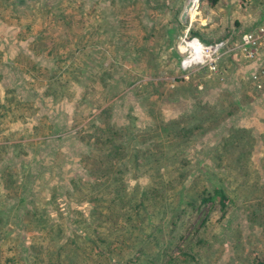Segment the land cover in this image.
<instances>
[{"label":"rangeland","instance_id":"obj_1","mask_svg":"<svg viewBox=\"0 0 264 264\" xmlns=\"http://www.w3.org/2000/svg\"><path fill=\"white\" fill-rule=\"evenodd\" d=\"M263 16L264 0H0V264L264 263V91L239 53L212 72L180 50Z\"/></svg>","mask_w":264,"mask_h":264},{"label":"built area","instance_id":"obj_2","mask_svg":"<svg viewBox=\"0 0 264 264\" xmlns=\"http://www.w3.org/2000/svg\"><path fill=\"white\" fill-rule=\"evenodd\" d=\"M182 46L186 45L183 66L190 68L195 65L206 64L212 72L217 71V61L229 53H239L245 61H254L264 56V16L255 25L244 31L239 41L230 45L223 40L211 44H204L198 38L182 39ZM250 82L261 88L264 81V68L253 71L249 75Z\"/></svg>","mask_w":264,"mask_h":264},{"label":"trees","instance_id":"obj_3","mask_svg":"<svg viewBox=\"0 0 264 264\" xmlns=\"http://www.w3.org/2000/svg\"><path fill=\"white\" fill-rule=\"evenodd\" d=\"M212 1V0H211ZM192 35H196L197 33L195 32V31H192V33H191ZM198 35V34H197ZM202 41L203 42H206V40H204V38L202 39ZM207 42H209V40H207ZM258 69H260V68H258ZM258 69H256V70H258ZM252 84V83H251ZM253 85V84H252ZM255 90H257V91H262V90H264V81H263V85H262V87L261 88H257L256 86H252ZM214 121L215 120H213V124L212 125H210V126H207L206 128H203V126H202V122H198L199 124H197V123H195V124H189L188 123V125L187 126H180V121H179V125H177L176 123H174L175 125H173L174 126V129H175V127H178L177 128V131H175L176 132V134H177V137H179L180 136V139L181 138H184L185 136H186V133H188L190 130H191V133H194L195 131H197V132H200V134L201 133H205V132H208V131H210L211 129H212V127H213V125H214ZM168 129H170V126L168 127ZM166 131V130H165ZM90 145H92V144H90ZM90 152H95L96 154L99 152V155H100V157L103 155V153H101V150H99L95 145H92L91 146V149H90ZM89 152V153H90ZM105 156H106V154H105ZM89 157V156H88ZM139 160V159H138ZM140 161V160H139ZM178 167H180L179 165H178ZM178 167H174V169H176L177 171H179V169H178ZM170 175V174H169ZM180 177V176H179ZM115 179H117V177H115ZM144 192H148L147 190H145ZM112 193H113V196L114 195H118L120 198H122V196H120L119 195V192L117 191V189L116 190H114V191H112ZM216 194H219V200H220V204H221V206H224L225 205V200L228 198L227 196H226V194L222 191V192H219L218 190H215L214 191V193H213V195H216ZM116 195V196H117ZM254 264H264L263 262H261V261H257V262H255Z\"/></svg>","mask_w":264,"mask_h":264},{"label":"crops","instance_id":"obj_4","mask_svg":"<svg viewBox=\"0 0 264 264\" xmlns=\"http://www.w3.org/2000/svg\"><path fill=\"white\" fill-rule=\"evenodd\" d=\"M212 2H213V4H215V0H212ZM185 10V9H184ZM184 12V11H183ZM182 12V13H183ZM263 57L264 56H260L259 58H257L256 60H254V61H245V60H243L245 63H246V70L249 72V71H251L248 75H247V79H248V81H249V75L253 72V71H255L256 69H258V68H256L257 66H260L261 64H259V62L260 61H262L263 60ZM253 70V71H252ZM250 82V81H249ZM262 91H264V90H262ZM258 139V138H257Z\"/></svg>","mask_w":264,"mask_h":264},{"label":"water","instance_id":"obj_5","mask_svg":"<svg viewBox=\"0 0 264 264\" xmlns=\"http://www.w3.org/2000/svg\"><path fill=\"white\" fill-rule=\"evenodd\" d=\"M188 8H189V4L185 7L184 12L182 13V16H181L182 19H183V17L185 16V14H186Z\"/></svg>","mask_w":264,"mask_h":264},{"label":"bare ground","instance_id":"obj_6","mask_svg":"<svg viewBox=\"0 0 264 264\" xmlns=\"http://www.w3.org/2000/svg\"><path fill=\"white\" fill-rule=\"evenodd\" d=\"M190 3H192V1H190ZM190 7H192V5H191V6H189V8H190ZM182 47H183V46L181 45V47H180V48H181V50H182Z\"/></svg>","mask_w":264,"mask_h":264}]
</instances>
